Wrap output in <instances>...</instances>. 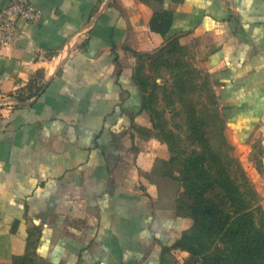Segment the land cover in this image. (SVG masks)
<instances>
[{"label": "crops", "instance_id": "crops-1", "mask_svg": "<svg viewBox=\"0 0 264 264\" xmlns=\"http://www.w3.org/2000/svg\"><path fill=\"white\" fill-rule=\"evenodd\" d=\"M31 2L40 19L0 48V263L187 264L174 244L196 220L136 70L173 40L195 48L264 169V0Z\"/></svg>", "mask_w": 264, "mask_h": 264}, {"label": "rangeland", "instance_id": "rangeland-1", "mask_svg": "<svg viewBox=\"0 0 264 264\" xmlns=\"http://www.w3.org/2000/svg\"><path fill=\"white\" fill-rule=\"evenodd\" d=\"M140 60V76L154 116L155 134L176 153V162H169L168 176L183 186L176 177L185 158L206 153L208 161L212 152L218 158L215 165L218 170L229 169V180L241 191H249L251 206L264 210L263 153L258 147L240 152L227 134L210 76L200 64L195 48L178 42ZM23 96L22 93L12 95L16 100ZM6 264L44 263L27 256Z\"/></svg>", "mask_w": 264, "mask_h": 264}, {"label": "trees", "instance_id": "trees-1", "mask_svg": "<svg viewBox=\"0 0 264 264\" xmlns=\"http://www.w3.org/2000/svg\"><path fill=\"white\" fill-rule=\"evenodd\" d=\"M177 43L173 40L168 45ZM140 66L135 79L145 92ZM145 108L156 129L146 92ZM163 141L169 146L170 163L173 160L174 164L176 153ZM216 158L212 152L208 161L206 153L186 157L179 170L176 178L184 189L178 197L179 215L194 218L196 225L185 231L174 246L190 253L187 264H264V210L251 206L249 191H241L229 180V169L218 170Z\"/></svg>", "mask_w": 264, "mask_h": 264}, {"label": "built area", "instance_id": "built-area-1", "mask_svg": "<svg viewBox=\"0 0 264 264\" xmlns=\"http://www.w3.org/2000/svg\"><path fill=\"white\" fill-rule=\"evenodd\" d=\"M41 12L31 0H11L7 9L0 13V48L14 43L20 34V23H35Z\"/></svg>", "mask_w": 264, "mask_h": 264}]
</instances>
